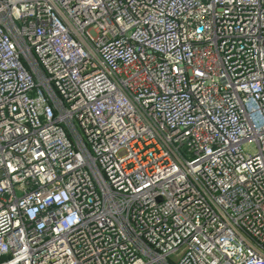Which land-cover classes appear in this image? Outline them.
<instances>
[{"label":"built area","instance_id":"2783aa9c","mask_svg":"<svg viewBox=\"0 0 264 264\" xmlns=\"http://www.w3.org/2000/svg\"><path fill=\"white\" fill-rule=\"evenodd\" d=\"M0 264H264V0H0Z\"/></svg>","mask_w":264,"mask_h":264},{"label":"rangeland","instance_id":"374dc122","mask_svg":"<svg viewBox=\"0 0 264 264\" xmlns=\"http://www.w3.org/2000/svg\"><path fill=\"white\" fill-rule=\"evenodd\" d=\"M244 148L247 149V148H249V146L248 145H244Z\"/></svg>","mask_w":264,"mask_h":264}]
</instances>
